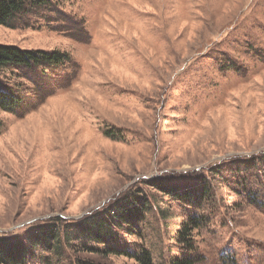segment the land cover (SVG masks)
<instances>
[{
    "label": "rangeland",
    "instance_id": "obj_1",
    "mask_svg": "<svg viewBox=\"0 0 264 264\" xmlns=\"http://www.w3.org/2000/svg\"><path fill=\"white\" fill-rule=\"evenodd\" d=\"M39 1L0 24V44L70 60L0 70L18 100L0 105V237L29 243L51 220L112 218L106 209L137 190L151 209L120 242L169 264L196 210L156 186L206 177L216 201L200 214L195 264H264V210L236 189L242 177L264 182L240 165L264 156V0ZM73 228L36 247L31 264H138L81 246Z\"/></svg>",
    "mask_w": 264,
    "mask_h": 264
},
{
    "label": "trees",
    "instance_id": "obj_2",
    "mask_svg": "<svg viewBox=\"0 0 264 264\" xmlns=\"http://www.w3.org/2000/svg\"><path fill=\"white\" fill-rule=\"evenodd\" d=\"M42 1L40 0L39 2L42 4ZM28 3L34 4L38 2L37 0H0V24L7 25L15 15L25 9ZM40 3L39 5H41ZM69 60V56L61 51L49 53L39 50H24L14 45L0 44V70L13 68L14 70L22 71L21 69L25 68L32 71L33 69H42V67L50 70L65 66ZM15 74L18 75L16 72ZM1 86L2 88L3 86L5 87L0 82ZM17 103L18 100L13 96L11 90L0 88V105L2 107L13 111ZM256 159L251 164H243L242 161L240 165L246 170L254 168L258 171V174L260 173L264 177L262 173L264 156L262 155ZM235 165V169L229 168L227 170L230 172L239 171L240 169H237L238 164ZM210 181L204 177L199 182L198 180L193 181L192 186L188 185V183H185L186 186L179 184V188L175 190L176 192L162 184L156 186L158 190L169 195L172 200L178 203L186 201L189 206L194 203L193 209L196 210L195 215L184 219L177 230L174 241L177 244V248L181 249V256L171 258L169 264H195L202 259H198V254L195 256V253H193L192 241L196 237L199 227L204 225L205 217L200 216L203 208L208 202L215 199V187ZM250 183H252L251 189H248L247 185ZM155 184L153 183V185ZM254 185L256 187L252 188ZM236 189L240 193L249 192L252 203H255L257 208L264 210V182L252 181L248 177H242L237 182ZM151 205L150 198L146 194H139L136 190L116 200L106 209L107 212H114L112 218H107L106 213H104L106 210H104L103 215H101V212L92 213L82 221L74 224L66 223V226L59 224L58 221L51 220L48 223L36 226L33 232L35 241L28 239L29 243L32 242L31 245H29L26 238L0 237V264H31L34 257L32 251H35L36 247L41 246L44 242L61 243V235H65L63 233L68 228L73 227V231L68 233L69 239L74 238L73 235H76L75 239L82 243L81 246L89 250L106 252V254H119L117 252H120V254L135 259L138 264H154L152 253L145 246L141 244L122 246L120 242L123 234L138 235L146 220V212L151 209ZM68 224L70 225L67 226ZM82 237L85 239H81ZM229 263L235 264L234 262Z\"/></svg>",
    "mask_w": 264,
    "mask_h": 264
}]
</instances>
